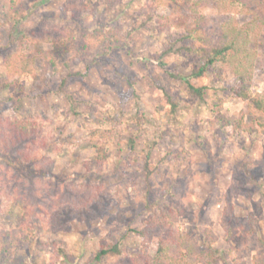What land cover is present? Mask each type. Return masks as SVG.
<instances>
[{
  "label": "rangeland",
  "instance_id": "1",
  "mask_svg": "<svg viewBox=\"0 0 264 264\" xmlns=\"http://www.w3.org/2000/svg\"><path fill=\"white\" fill-rule=\"evenodd\" d=\"M89 3L86 10L80 0H0V73L5 77L4 61L15 49L21 27L34 38H59L67 32L57 44L25 40L22 49L32 60L33 75L11 77V87L0 96V146L11 133L7 121L18 114L50 122L57 134L50 142L51 137L36 132L37 142L28 149L35 153L41 146L44 152L28 168L17 170L29 182L25 200L15 206L8 224L22 227L28 223L22 217L29 214L36 234L17 244L3 264H95V252L114 242L125 253L145 250L142 263L158 247L159 228L151 225L156 209L169 212L172 228L192 238L198 250L211 251L203 237L209 231L220 252L213 264H264V112L235 94V64L223 65L221 83L212 72L192 79L206 88L202 98L170 74L188 76L199 63L192 53L178 52L191 25L200 26L214 46L240 30L242 36L248 33L249 55L239 70L251 96L264 99V0H203L194 10L183 0ZM155 8L162 18L146 22ZM98 29L106 41L93 50L92 37L86 36ZM47 57L82 75L62 89ZM169 95L177 103L174 111ZM218 115L229 119L230 126L221 128ZM240 122L257 132L236 130ZM95 128L113 133L104 162L90 140ZM132 131L137 133L133 153L128 146ZM154 140L157 147L149 160L153 174L146 183L144 167ZM18 153L0 147V163L11 164ZM85 187L90 196L104 191L90 209L76 217L53 212L55 203L80 204ZM226 211L236 228L231 238L223 224ZM252 221L259 234L249 235L239 224L248 229ZM99 264L132 263L120 256Z\"/></svg>",
  "mask_w": 264,
  "mask_h": 264
},
{
  "label": "trees",
  "instance_id": "2",
  "mask_svg": "<svg viewBox=\"0 0 264 264\" xmlns=\"http://www.w3.org/2000/svg\"><path fill=\"white\" fill-rule=\"evenodd\" d=\"M84 1L86 6L83 8L88 10L90 3L89 0H80ZM160 0H157L159 2ZM203 0H183V3L190 6L191 10H194L197 4H201ZM237 1V0H236ZM158 6V5H157ZM156 6V7H157ZM77 5L72 6L71 9L76 12ZM162 17L156 13V8L149 11L146 15V22H152L153 24L157 23L158 19ZM22 19H20V23H22ZM17 25V24H15ZM18 26H16L18 28ZM21 26V25H20ZM246 31L249 32V25H246ZM240 30H233L231 39H227V35L225 37L226 42L219 46L212 45V42L208 40V36L202 31V28L198 25H191L188 28L186 37L183 38V44H181L178 49L179 53L186 54L192 53L194 56L199 57V63L195 65L190 75L186 76L183 74H174L171 73V76L174 78H178L182 80V82L186 85L187 91L198 98H202L206 94L205 87H197L193 83L192 79H202L206 77L207 72H212L214 77L218 82L223 81V65L227 64H235L234 72L238 75L237 83L238 87L233 89L235 94L248 101L254 108L259 111L264 112V99L259 97H252L248 86L246 85L245 77L242 72L239 70V66H244V60L249 55L246 41L248 38V33L246 36H242V32ZM22 35L17 41L15 49L12 53L6 57L4 64L7 68L8 77L3 76L0 73V96L1 93L11 87V77L15 75H22L24 73L32 74L33 71L31 69L32 60L28 58L23 53V43L25 40H30L32 42L41 41L50 44H57L60 40H63L64 36L67 35L66 30L63 31V35L59 38H55L52 35H44L41 38H34L29 34V30L21 27ZM87 38L92 37L91 44H93L92 49H96V45H100L104 43L106 40L104 39L103 32L98 29L96 32H93L90 35L86 36ZM186 41V42H185ZM172 50V49H170ZM47 63L52 73L56 75H60L61 77V88L67 89L69 82L73 78H77L82 74L80 72L71 71L68 66L66 69L60 68L53 57H47ZM161 65L166 68V64L161 62ZM168 105L171 107L172 111H174L177 107V103L169 96ZM219 126L223 129H226L230 126V120L227 119L223 115H218ZM11 127L10 136L5 140H7L6 144H2V151L11 152L14 149L19 151V155H17V159L13 160L11 164H1L0 163V264H3L4 257L9 254L12 249L21 243L28 242L35 237L36 230L29 223V214H25L22 218L26 220L28 223H24L22 227L14 228L8 224V218L11 216L15 206L20 204L21 200H25V193L28 184V179L24 178L21 173H17V170H22L24 168L29 167V163L31 160L36 161L39 158L40 152H44L45 149L42 147H37L36 152L29 151L28 147L32 142H37L36 132L42 131L41 135H45V137H51L55 141L57 138L56 130L51 126L48 121L41 120H30L24 119L21 114H18L14 117H11L9 121H7ZM241 129L242 131L253 135L257 130L249 125H243L242 122L238 123L236 126V130ZM3 128L0 126V133ZM9 131V130H8ZM7 130H4L6 133ZM91 142L94 148L97 149L99 154V160L104 162L105 160V150L107 144L113 139V133L107 129L95 128L91 132ZM8 134V132H7ZM136 131H132V136L128 139L129 152H134L136 147ZM11 141H10V139ZM27 138H34L33 141H27L21 147H18V143L26 140ZM40 138V136H39ZM42 139V137L40 138ZM3 140V141H5ZM16 140V141H15ZM2 141H0L1 143ZM29 144V145H28ZM15 146V148H14ZM157 147V141L154 140L153 147L148 152L146 157V163L144 167V180L146 183H149L152 179V169L150 168V159L155 152ZM14 148V149H13ZM33 148H35L33 146ZM13 149V150H12ZM32 162V164H33ZM31 164V165H32ZM21 174V175H20ZM86 187L82 189V192L79 193L80 197L85 198V200H81L80 204L78 203H69L68 201L63 203H55L53 212L58 217L62 216H70L76 217L80 216L81 213L85 211V209H90L93 205H95V199L98 198V195L102 193L104 194L103 189H97L93 196L85 194ZM78 193V192H77ZM97 195V196H96ZM63 198L62 196L59 197ZM81 198V199H82ZM85 201V203H84ZM172 212L178 213L176 207H173ZM171 215L167 211H162V209H156L151 217V225L155 226V228H159L158 236V247L153 256L147 257L146 261L141 263L140 255L146 254L145 250L136 251L134 249H128L125 251L122 248V245L118 242L111 243L109 245L102 246L98 251L95 252L94 257H92V262L95 264L102 263L106 258H117L120 256H127L132 264H213V262L217 261L220 257V252L217 249L213 248L214 240L210 236L209 231H204V243L211 248V251H203L198 250L194 245V240L190 238L188 235H182L179 232H176L170 223ZM232 216L229 211H226L223 218V224L227 228V238H231L235 235L236 228L231 223ZM241 225L242 230H245L247 234H259L258 227L255 221L251 222V227L246 229V225ZM160 226V227H159ZM161 229H163L161 231ZM137 232V231H136ZM142 234V232H138ZM62 257L66 259V252L64 249H60Z\"/></svg>",
  "mask_w": 264,
  "mask_h": 264
}]
</instances>
